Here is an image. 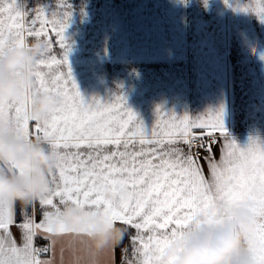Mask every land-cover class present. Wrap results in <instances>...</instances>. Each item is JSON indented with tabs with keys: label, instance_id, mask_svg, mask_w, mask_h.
I'll list each match as a JSON object with an SVG mask.
<instances>
[{
	"label": "snow or ice",
	"instance_id": "snow-or-ice-1",
	"mask_svg": "<svg viewBox=\"0 0 264 264\" xmlns=\"http://www.w3.org/2000/svg\"><path fill=\"white\" fill-rule=\"evenodd\" d=\"M224 3L234 11L264 18V0L246 7H234L229 0ZM57 5L58 11L49 14L42 7L29 10L18 0H0V52L9 46H23L26 37L46 41V53L33 65L27 99L0 104V123L9 122L10 130L25 141H47L57 158L48 194L38 203L39 222L36 205L31 214L20 208L19 223L15 207L0 206V264H54L56 245L64 237L59 212L65 205L99 209L107 223L119 222L133 230L128 236L133 259L124 246L120 264H152L145 256L147 249L163 250L193 222L222 223L237 207L260 218L255 241L246 247L249 252L264 254V142L250 136L241 148L224 127L222 109L192 118L187 114L177 117L157 106L153 126L145 130L123 94L114 95L111 102L86 101L68 62L71 48L64 31L71 6L67 0ZM53 35L61 49L59 56L53 54ZM260 58L264 60V55ZM36 95L59 98L44 125L28 114ZM216 133L223 141L219 159L213 152L220 143ZM121 189L129 191L127 201L120 200ZM105 192L113 199H106ZM12 226L21 231L19 244L11 235ZM38 235L48 242L45 247L34 246ZM49 252L51 258H40ZM63 252L61 246V260ZM115 257L116 251L113 264Z\"/></svg>",
	"mask_w": 264,
	"mask_h": 264
},
{
	"label": "crops",
	"instance_id": "crops-1",
	"mask_svg": "<svg viewBox=\"0 0 264 264\" xmlns=\"http://www.w3.org/2000/svg\"><path fill=\"white\" fill-rule=\"evenodd\" d=\"M27 9L58 11L60 0H18ZM71 15L64 36L71 50L68 62L82 97L111 102L123 94L127 106L143 122L145 130L155 121L157 106L177 117H197L222 109L228 134L241 148L250 136L264 142V18L234 11L224 0H67ZM259 0H229L234 7ZM32 16L27 20L30 22ZM27 40L33 39L26 37ZM53 41V54L61 49ZM135 69V71H132ZM66 71V69H65ZM213 147L217 159L223 143ZM203 165V161H201ZM205 176L207 166L204 165ZM58 202V201H57ZM20 205L15 207L19 223ZM31 214L32 209H28ZM35 219H41L36 205ZM117 224H120L117 222ZM124 246L133 259L128 229ZM19 244L21 231L12 226ZM40 246H46L47 241ZM35 238V239H36ZM64 237L56 245L60 260ZM34 246L38 247L34 240ZM122 246V247H124ZM49 252L41 259L52 257ZM120 249L116 264H120Z\"/></svg>",
	"mask_w": 264,
	"mask_h": 264
},
{
	"label": "clouds",
	"instance_id": "clouds-1",
	"mask_svg": "<svg viewBox=\"0 0 264 264\" xmlns=\"http://www.w3.org/2000/svg\"><path fill=\"white\" fill-rule=\"evenodd\" d=\"M187 5L188 0H180ZM206 5L207 0H201ZM46 53L44 38L26 40L0 52V104H19L28 97L33 83V65ZM132 71H135L133 69ZM59 98L36 95L28 114L44 125L47 113ZM9 122L0 123V206L32 208L48 194L50 174L57 164L56 152L44 140L25 141L12 132ZM127 189L119 191L127 201ZM105 198L112 196L105 192ZM224 222H193L182 234L171 238L163 250L150 247L145 256L152 264H264V254L252 253L246 245L255 241L261 220L247 208L237 207ZM59 220L67 243L63 258L54 264H113V253L124 246L128 228L107 223L99 209H77L65 205Z\"/></svg>",
	"mask_w": 264,
	"mask_h": 264
},
{
	"label": "trees",
	"instance_id": "trees-1",
	"mask_svg": "<svg viewBox=\"0 0 264 264\" xmlns=\"http://www.w3.org/2000/svg\"><path fill=\"white\" fill-rule=\"evenodd\" d=\"M35 243H36L37 246H40L43 243V241L41 239H39V238H36L35 239Z\"/></svg>",
	"mask_w": 264,
	"mask_h": 264
},
{
	"label": "built area",
	"instance_id": "built-area-1",
	"mask_svg": "<svg viewBox=\"0 0 264 264\" xmlns=\"http://www.w3.org/2000/svg\"><path fill=\"white\" fill-rule=\"evenodd\" d=\"M200 155H203V152H201ZM42 247H44V246H38L37 248H42ZM46 254H47V253H43V254H41V255H46Z\"/></svg>",
	"mask_w": 264,
	"mask_h": 264
}]
</instances>
